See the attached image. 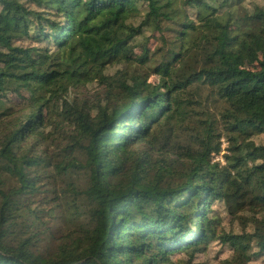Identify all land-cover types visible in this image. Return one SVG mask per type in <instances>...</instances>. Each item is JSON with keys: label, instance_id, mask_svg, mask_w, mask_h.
<instances>
[{"label": "trees", "instance_id": "16d2710c", "mask_svg": "<svg viewBox=\"0 0 264 264\" xmlns=\"http://www.w3.org/2000/svg\"><path fill=\"white\" fill-rule=\"evenodd\" d=\"M242 2L0 0V264H178L174 258L181 255L193 264L214 241L233 252L223 264L264 258V217L252 218V233L225 234L213 209L218 200L230 215L264 207V144L249 142L264 137V8L222 17ZM251 24L261 26V43L243 32L232 38L233 27ZM169 25L180 30L175 42L163 40L166 49L154 70L158 84L138 75L120 80L116 98L108 97L105 106L71 108L67 100L61 106L60 117L75 123L73 147L84 152L85 163L70 160L57 169L87 174L89 228L48 256L33 250L38 233L16 240L18 221L36 219L20 201L47 178L40 168L46 159L33 155L40 145L28 144L45 135L50 99L62 100L70 86L96 79L113 87L106 69L131 64L133 42L145 29L163 35ZM256 48L258 66L246 68L242 58L256 55ZM32 86L37 96L29 100L22 90ZM205 90V102L198 101L195 95ZM10 93L23 106H8ZM216 103L218 116L210 108ZM222 130L238 142L229 169L211 164L221 153ZM174 142L187 163L183 170L154 168L149 151L163 144L166 155ZM6 174L17 188L7 189Z\"/></svg>", "mask_w": 264, "mask_h": 264}, {"label": "rangeland", "instance_id": "374dc122", "mask_svg": "<svg viewBox=\"0 0 264 264\" xmlns=\"http://www.w3.org/2000/svg\"><path fill=\"white\" fill-rule=\"evenodd\" d=\"M257 8H264V0H243L240 7L224 11L222 17L224 20L228 19L229 16H233L234 18L244 17L245 15L253 14ZM191 15H193V11H191ZM138 20L142 19L139 18ZM169 26L168 31L163 33V35L152 29H145L143 34L133 42V60L129 62L131 64L126 62L113 64L106 69L105 76L116 80V84L113 87H109L101 83L99 79H96L94 82L70 86L67 94L63 95L62 100L56 102L54 99H50L49 105L45 109V120L49 124L45 128V135L38 139V143L31 141L28 144L29 147L35 144L40 145L34 148L35 152L33 155L46 159V165L40 168H44L42 171L47 175V178L39 180V185L42 186L38 192L22 197L20 203L25 205V208L35 211L36 219L32 217L27 224L23 222V219L18 221L20 222L19 226L17 225L14 228L16 240L20 238L26 239L31 236L32 232L38 233L40 236L35 240L36 243L33 250L38 254L48 256L56 253L59 246L63 242L68 241L67 238L70 235L73 233L79 234L82 231L85 232L89 228V204L83 195L84 190L88 186L87 174L77 168L69 172H61L57 169L58 165L62 164L66 166L70 160H76L77 165L85 163L84 152L73 147L74 142L78 139L75 123L74 121H64L60 117L61 106L66 100L68 106L71 108L78 105L80 107L85 106V108L86 106L89 108H97L100 105L105 106L108 97L111 99L116 98L118 92L117 86L120 80L125 78L130 79L138 75L148 78L151 83L158 84L160 77L154 74V70L162 61V54L166 49L163 40L164 38H170V40H173L172 42H175L180 30L175 25ZM260 29V25L254 24L242 26L241 29L233 27L232 38L240 36L243 32L255 35L256 41L261 43L263 36ZM177 30L178 32L176 33ZM239 42V40L233 42L231 44L233 45L232 48H238ZM25 45L31 46L32 43H25ZM34 46L43 47L44 45L34 44ZM144 55H148L149 61H143ZM259 59H261V52L256 48V55L253 53L244 55L242 64L246 68L255 69L258 66ZM22 92L23 96L29 100L37 96L33 86L30 89L22 90ZM199 94L201 93L197 92V95H195L196 99L200 102H205L209 92L205 90L201 96ZM7 105L12 107L23 106V100L17 95L10 93L8 94ZM196 108L202 112L199 105H196ZM210 108L216 116L219 115L221 107L218 103L213 104ZM221 132V153L212 156L211 164H219V169L226 167L229 169L230 164L228 160L235 159L239 155L238 150L235 149L238 142L231 141L227 131L222 130ZM249 142H253L256 146H261L264 144V137H253ZM162 145L155 146L151 150L149 146L144 145L145 150H150L154 168L167 165L177 173L182 171L187 163L178 158L177 151L180 150L176 147L179 144L177 142L172 143V148L170 146L167 148L171 149L172 152L166 155L161 151L163 149ZM75 150L76 152H74ZM249 164H252V162L249 161ZM7 176L6 174L5 178ZM165 177L168 180L170 179L167 175ZM17 187V181L13 177L8 176L7 189ZM213 209L215 215L222 220L219 233L224 232L225 234H242L244 231L252 233V218L264 217V207H258L255 211L253 208L247 207L244 212L238 215H230L227 212L225 204L218 200L213 204ZM194 221L197 222V219ZM12 242V244L18 243L16 241ZM232 253L228 245H222L220 241H214L204 251L197 254L193 260V264H223L225 260L232 257ZM174 261L178 264H186L189 262V257L187 255L177 256L174 258ZM250 264H264V258L255 260Z\"/></svg>", "mask_w": 264, "mask_h": 264}]
</instances>
